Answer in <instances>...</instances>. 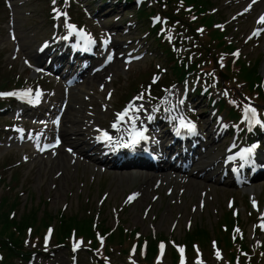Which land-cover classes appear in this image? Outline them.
Instances as JSON below:
<instances>
[{"label":"rangeland","instance_id":"rangeland-1","mask_svg":"<svg viewBox=\"0 0 264 264\" xmlns=\"http://www.w3.org/2000/svg\"><path fill=\"white\" fill-rule=\"evenodd\" d=\"M214 1L217 5L220 4L219 9L226 13L227 18L232 12L240 8V6L233 7L234 3L228 5L226 0ZM188 2L187 9L195 17L196 23L202 30L205 40L210 44L214 52L222 55V63L226 73L225 79L228 84L232 85L234 90L239 93L243 91L247 94L262 95L260 87L261 77L257 74L258 67H261V63L258 57L255 56L256 54L260 55V47H251L248 45L246 46L247 53L250 56L241 57L237 60L229 57L228 54L233 47V42L230 40V36L226 30L215 27L217 17L211 13V4L204 0H188ZM16 5L19 37L22 40L24 53L31 55L34 53L39 40L50 32V27L46 19L48 10L47 1L31 0L24 6ZM259 5L260 8H263L264 0ZM118 11L119 7L117 8ZM111 18H113V14H110L107 20L112 22ZM6 19L7 10L3 0H0V84L10 77L6 71L9 69L11 63L9 56L11 54L12 44L8 42L6 35ZM242 22H245V20ZM145 28L147 29L146 25L142 30L139 32L135 30L134 33L140 36ZM249 28H246L242 24L240 30L246 33ZM155 62H159V60L154 55L149 56L143 61L135 63L128 72L123 71L122 67L117 69L116 66H113L112 72L115 74L113 85L116 87L114 102L117 103L121 99H126L135 91L136 88L134 86L137 84L136 82L140 81V78L146 71L155 66ZM96 79L98 81L101 78ZM8 85H10L9 82ZM89 90L91 91V87L87 89V94H89ZM75 103L73 109L74 107L76 109L77 107L79 108L76 119L72 122L73 128H75L76 125L74 126V124L78 119L82 120L86 118L87 120L89 118L85 113L88 102L83 101V107L79 106L77 101ZM226 108L229 112H233V108L230 105H226ZM70 116V114L67 115L69 124ZM104 116L106 114H99L100 118ZM204 117L206 118L207 115ZM86 120L82 121V128L80 127L81 130L79 132L83 131ZM1 121L2 118L0 117V123ZM66 122L68 124V121ZM67 126L66 124L64 125V127ZM80 138H83V136H80ZM75 141L73 136L70 135L68 143L75 144ZM218 144L215 143L211 146V152L215 151V146ZM84 147L82 145L81 148ZM220 150L221 148L212 156H218ZM15 151L10 152L9 150L0 148V176L4 179V182L0 184V197L6 192H8L10 199H13L16 195L20 196L19 204L16 208L17 218L29 211L33 205L39 204L41 200H46V204L40 205L42 209L38 213L39 216H42L43 210L46 209V212H61L68 215L77 214L79 217H85L90 211L94 212L101 207V209H105L109 217L108 226L113 228L115 221L110 216L109 210L111 209L112 211V207L114 206L118 207L128 191L139 188L144 191V195L131 207L121 213V224L126 228L137 227L144 234L149 235L153 222L157 233L167 237L171 236V231H175L172 233V237L184 241V234L189 231L185 229L187 218L193 217L192 229L200 225L212 231L216 227L219 219L227 211L225 207L227 198L230 195H234L236 199L240 196L239 191H235L227 185H219L209 175L205 176V178H199L196 174L193 178L195 179L194 182L183 185L185 192L182 195L181 203L179 202L180 195L178 194V189L181 185L175 188L171 196H166L165 187H162L161 196L156 202H153L151 196L153 194L154 177L147 181L144 179V176H136L131 174L130 170L120 169L102 172L100 166L95 165L92 160L86 159L83 161L78 160L75 165H72L68 154L65 157L59 156L64 161L57 162L56 164L48 162L44 157H37L24 163L21 159V152ZM61 152L65 153L63 150ZM15 171L19 173L17 180L13 178ZM7 183L11 184V189L6 188L5 184ZM221 187L224 189L222 190ZM209 189L211 191H208ZM201 190L208 191L206 195V209L202 211L196 208L195 211H191L192 204L198 203ZM103 192H107L108 196L102 203H99V198ZM209 194L212 195L211 198ZM239 204L242 211L241 222L245 224L248 218L246 202L245 200H240ZM148 205L153 206L146 216V214H143V209ZM176 220L177 225L173 229L172 222ZM246 229L249 234L250 224L246 226ZM214 235H216V232H214ZM59 253L65 256L67 249L61 248ZM206 253L209 254L208 250H206ZM119 254L118 251L114 253L117 262H120ZM169 262L170 258L168 256L166 264H169ZM66 264H68L67 259Z\"/></svg>","mask_w":264,"mask_h":264},{"label":"trees","instance_id":"trees-1","mask_svg":"<svg viewBox=\"0 0 264 264\" xmlns=\"http://www.w3.org/2000/svg\"><path fill=\"white\" fill-rule=\"evenodd\" d=\"M17 203V198H14L12 201L8 198H3L0 201V247L7 248L11 252H13L15 246L20 245L21 239L17 234H23L27 225L39 223L40 220V222H42V226H45L51 219L59 216L56 212H46V210H43V215L39 216L38 213L42 209L40 205L46 204L45 200H41L39 204L33 205L30 210L21 217L15 219L9 218L10 211L15 209ZM58 219L60 220L59 236H67L69 234L70 227H72L73 224L75 225L81 222L80 228L83 230V232L88 236L94 237L90 220L91 217L90 219H85V217L80 218L77 214H66L58 217ZM108 222L109 220H105L103 222V228H108V226L105 225L108 224ZM210 232L211 231L209 229H204L200 226H197L196 228L192 229L191 233L184 234V239L188 240V242L195 240L196 238L207 241L210 237ZM115 237H117L120 242H123L126 239V234L123 232V229L120 228L119 231L112 235L110 239L115 240ZM154 252L155 243L153 242L151 246V253Z\"/></svg>","mask_w":264,"mask_h":264},{"label":"bare ground","instance_id":"bare-ground-1","mask_svg":"<svg viewBox=\"0 0 264 264\" xmlns=\"http://www.w3.org/2000/svg\"><path fill=\"white\" fill-rule=\"evenodd\" d=\"M99 76H100V75H98V76H96V77H99ZM70 111H72V109H70ZM68 131H69V129L64 130V134L67 135V134H68ZM65 140L68 141V137H65ZM82 142H84V141H82ZM66 155H67V154H65L64 152H60V154H59V156H63V157H65ZM47 160H48V162H50V163H54V164H56L57 162H62V161H64V159H63V158H60V157H58V158H56V159L48 158ZM63 164H65V163H63ZM65 167H66V165H65ZM150 177H151V176H146L145 179L148 181V180L150 179Z\"/></svg>","mask_w":264,"mask_h":264},{"label":"snow or ice","instance_id":"snow-or-ice-1","mask_svg":"<svg viewBox=\"0 0 264 264\" xmlns=\"http://www.w3.org/2000/svg\"><path fill=\"white\" fill-rule=\"evenodd\" d=\"M54 2H55V0H54ZM261 20H262V22H264V17H262ZM109 59H110V57H109ZM9 95H11V93ZM251 111L253 113H255V109H251ZM118 115H122V114H118ZM104 135L107 136L108 135L107 132H105ZM57 143H59V140L57 141ZM69 151H71V149H69ZM129 199H131V197ZM161 247H163V245Z\"/></svg>","mask_w":264,"mask_h":264}]
</instances>
